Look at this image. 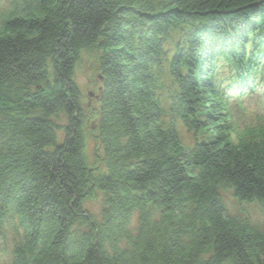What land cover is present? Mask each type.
Here are the masks:
<instances>
[{
  "label": "trees",
  "instance_id": "16d2710c",
  "mask_svg": "<svg viewBox=\"0 0 264 264\" xmlns=\"http://www.w3.org/2000/svg\"><path fill=\"white\" fill-rule=\"evenodd\" d=\"M256 39L264 0H29L0 30L14 264H264V228L228 216L219 193L264 205V131L235 135L212 85L219 59L254 64ZM83 52L99 54L92 106L75 82ZM163 91L195 147L161 120Z\"/></svg>",
  "mask_w": 264,
  "mask_h": 264
},
{
  "label": "rangeland",
  "instance_id": "374dc122",
  "mask_svg": "<svg viewBox=\"0 0 264 264\" xmlns=\"http://www.w3.org/2000/svg\"><path fill=\"white\" fill-rule=\"evenodd\" d=\"M99 54L93 52H83L82 57L79 63L76 65L75 68V77L80 85V88L83 93V101L85 105L92 106L94 104L93 95L97 92L99 88V77H98V69H99ZM252 103V102H251ZM251 107H255V104L252 103ZM95 124L93 120L87 122L86 125V136H87V147H86V154L91 165L94 164L95 157V147L97 146V141L94 139V130ZM183 134H185L184 130H181ZM100 196L96 199H93L88 202L87 206L92 210L94 213L99 212V208L101 205ZM226 203L228 207L232 210L237 209V203L235 200L230 196H226ZM244 207V205H243ZM0 264H10V259L4 256L2 262Z\"/></svg>",
  "mask_w": 264,
  "mask_h": 264
},
{
  "label": "bare ground",
  "instance_id": "6f19581e",
  "mask_svg": "<svg viewBox=\"0 0 264 264\" xmlns=\"http://www.w3.org/2000/svg\"><path fill=\"white\" fill-rule=\"evenodd\" d=\"M93 54H95V53H93ZM82 57V56H81Z\"/></svg>",
  "mask_w": 264,
  "mask_h": 264
}]
</instances>
